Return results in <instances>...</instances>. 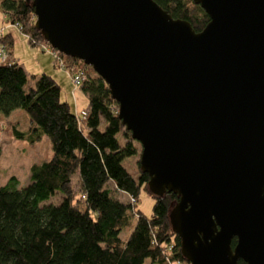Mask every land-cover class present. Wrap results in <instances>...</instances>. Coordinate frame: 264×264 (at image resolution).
<instances>
[{"label":"water","instance_id":"water-1","mask_svg":"<svg viewBox=\"0 0 264 264\" xmlns=\"http://www.w3.org/2000/svg\"><path fill=\"white\" fill-rule=\"evenodd\" d=\"M25 1L50 48L105 82L148 192L177 195L188 264H264V0H193L199 31L153 0Z\"/></svg>","mask_w":264,"mask_h":264},{"label":"trees","instance_id":"trees-1","mask_svg":"<svg viewBox=\"0 0 264 264\" xmlns=\"http://www.w3.org/2000/svg\"><path fill=\"white\" fill-rule=\"evenodd\" d=\"M153 1L194 31L208 21L193 0ZM0 12L29 45L49 46L33 25L29 2L0 0ZM0 41L6 52L0 60V114L23 110L28 132L12 127L13 136L33 143L44 135L51 149L48 160L30 166L24 186L18 187L14 176L0 185V264H188L168 220L177 195L150 194L149 215L136 207L140 191H148V175L139 170L134 178L124 167V160L138 153L137 141L117 116L103 79L81 60L53 49V65L66 70L69 80L82 73L76 87L86 104L74 114L50 74H29L13 57L9 33L2 32ZM56 193L59 201L50 202ZM128 230L122 239L120 233Z\"/></svg>","mask_w":264,"mask_h":264},{"label":"rangeland","instance_id":"rangeland-1","mask_svg":"<svg viewBox=\"0 0 264 264\" xmlns=\"http://www.w3.org/2000/svg\"><path fill=\"white\" fill-rule=\"evenodd\" d=\"M0 30L9 33L12 37V46L10 48L13 57L20 62L23 68L29 74H38L48 69L61 68L53 65L52 55L41 46H31L26 40V36L20 32L16 26L10 23L0 12ZM51 61V62H50ZM49 62V64H48ZM49 65V67H48ZM44 69V70H40ZM69 80V76H68ZM69 86H62L60 97L68 102L70 110L76 114L86 104L84 94L79 91L74 83L69 80ZM74 97V99H73ZM75 103V104H74ZM75 105V109H74ZM24 132H28V121L23 110L16 109L8 116L0 114V185H3L10 176H14L18 180V187L24 186L29 181L30 166L34 163L46 161L51 156L50 141L46 136H42L39 140L30 143L27 139H16L11 128ZM138 153L124 160V167L134 177L139 174L138 159L140 145L135 143ZM76 180L73 179V182ZM116 196L122 200H127L126 195L117 194ZM60 195L54 194L49 201L56 203L59 201ZM153 198L146 190H141L138 197L136 207L144 214L149 215ZM129 233L122 231L120 237L125 239ZM145 264H150L148 261Z\"/></svg>","mask_w":264,"mask_h":264},{"label":"crops","instance_id":"crops-1","mask_svg":"<svg viewBox=\"0 0 264 264\" xmlns=\"http://www.w3.org/2000/svg\"><path fill=\"white\" fill-rule=\"evenodd\" d=\"M51 62V61H50ZM49 64V62H48ZM49 67V65H48ZM40 70H44V69H40ZM41 72H46L48 74H50L59 84V86L61 87V90L63 89L62 86H69L70 83H69V80H68V72H66V70H63V69H48V71H41ZM74 99V97H73ZM75 104V103H74ZM75 105H74V109H75Z\"/></svg>","mask_w":264,"mask_h":264},{"label":"built area","instance_id":"built-area-1","mask_svg":"<svg viewBox=\"0 0 264 264\" xmlns=\"http://www.w3.org/2000/svg\"><path fill=\"white\" fill-rule=\"evenodd\" d=\"M13 25L17 27L16 23L13 24ZM1 33H2V31L0 30V37H1ZM41 47H43L45 50L50 52L52 55H56V52L52 48H50L49 46L42 45ZM5 58H6V52H5L4 43H2L0 41V60H3ZM81 74H82L81 72H76L72 76H70V80L72 81V83L77 85L79 83V81H80Z\"/></svg>","mask_w":264,"mask_h":264}]
</instances>
